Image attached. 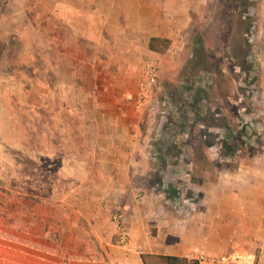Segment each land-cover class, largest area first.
Here are the masks:
<instances>
[{
    "label": "crops",
    "instance_id": "crops-1",
    "mask_svg": "<svg viewBox=\"0 0 264 264\" xmlns=\"http://www.w3.org/2000/svg\"><path fill=\"white\" fill-rule=\"evenodd\" d=\"M18 1L34 4L36 23L43 13L50 19L52 54L68 56V63L71 58L87 69L92 63L106 65L108 71H74L71 79L104 80L98 127L108 130L110 137L95 168L99 184L82 183L63 197L32 191L26 184L18 186L17 195L14 190L0 192V264H166L162 258L166 255L198 264H264V0L256 4L254 29L260 67V151L235 170H220L207 151V167L197 169L193 160H187L183 170L198 172L192 181L196 198L188 203L157 199L159 195L139 181L147 172L155 174V169H172L167 162L180 153L135 152L139 132L145 135L150 130L154 108H149L146 97L137 95L140 74L136 69L145 58L155 56L161 60L172 56L173 63L184 61L189 10L200 8L204 0ZM63 31L65 39L59 34ZM154 38L169 43L152 50ZM87 47L96 49L92 60ZM134 93L138 111L128 99ZM131 108L134 120L126 122ZM161 155L167 165L159 170ZM148 159L156 166L140 167L139 161L148 164ZM137 183L144 191L139 199L133 195ZM114 212L133 243L130 248L120 243Z\"/></svg>",
    "mask_w": 264,
    "mask_h": 264
},
{
    "label": "rangeland",
    "instance_id": "rangeland-1",
    "mask_svg": "<svg viewBox=\"0 0 264 264\" xmlns=\"http://www.w3.org/2000/svg\"><path fill=\"white\" fill-rule=\"evenodd\" d=\"M201 3L200 8L189 10L184 61L173 63L172 56L162 60L155 56L145 58L136 69L141 79L147 59L157 65V83L146 97L149 108L154 106L150 130L145 135L139 132L141 141L135 152L180 153L167 162L172 169L160 172L154 168L155 174L147 172L139 179L159 195L157 199L195 200L192 186L198 172L183 170L187 160H193L197 169L207 167L208 152L220 170H235L261 147L260 67L254 43L259 0ZM33 6L0 0V192L14 190L17 195L18 186L26 184L32 191L63 197L82 183H100L95 168L110 137L106 129L100 135L98 127L104 80L71 79V73L108 68L92 63L87 69L71 58L68 63V56L52 54L50 19L43 13L36 23ZM9 12L15 15L5 19ZM59 34L65 39V31ZM95 51L85 49L91 60ZM237 52L244 58H234ZM134 98L135 93L128 99L138 111ZM132 113L133 109L126 112V122L134 120ZM176 115H180V124L173 120ZM210 126L214 128L209 131ZM163 159L161 155L157 161L159 170L167 165ZM148 160L149 165L139 161L140 167L156 166Z\"/></svg>",
    "mask_w": 264,
    "mask_h": 264
},
{
    "label": "built area",
    "instance_id": "built-area-1",
    "mask_svg": "<svg viewBox=\"0 0 264 264\" xmlns=\"http://www.w3.org/2000/svg\"><path fill=\"white\" fill-rule=\"evenodd\" d=\"M157 83V65L155 60L153 59H147L144 63L143 69H142V77L140 79V89L138 92L139 98L143 99L145 97H148L151 95V92L153 88L155 87ZM166 101H163V105ZM134 187L135 195L138 198L142 197V191L140 188L136 185ZM112 219L118 223V226L120 227V243L124 247L130 248L133 246L132 241L130 240V237L128 235V232L126 228L121 224L120 222V215L114 212L112 214Z\"/></svg>",
    "mask_w": 264,
    "mask_h": 264
},
{
    "label": "trees",
    "instance_id": "trees-1",
    "mask_svg": "<svg viewBox=\"0 0 264 264\" xmlns=\"http://www.w3.org/2000/svg\"><path fill=\"white\" fill-rule=\"evenodd\" d=\"M154 43H156L157 45H160L161 47L155 46ZM168 43H169L168 39H165V38H154V39L151 40L149 47L152 50H158L159 48L162 49L163 47H166L168 45ZM1 46H2V44L0 43V52H1ZM240 55L241 54H239L237 52L235 54L234 58H237L238 60H239V58H244V57H242ZM229 56H231V55H229ZM239 68H240V71H241L242 66L239 65ZM231 72H234V70L232 69ZM179 116L176 115V116L173 117V120L176 121L177 124L178 123L180 124ZM176 135H177V133H176ZM229 138H231L230 135H229ZM234 166H236V165H234ZM162 258L165 260L166 264H188L189 262H191V264H198L196 260H192V259L189 260V259L184 258V257L181 258V257H175V256L166 255V256H162Z\"/></svg>",
    "mask_w": 264,
    "mask_h": 264
}]
</instances>
